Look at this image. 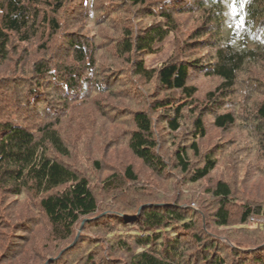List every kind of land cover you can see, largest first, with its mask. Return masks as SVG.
I'll use <instances>...</instances> for the list:
<instances>
[{"label": "trees", "instance_id": "1", "mask_svg": "<svg viewBox=\"0 0 264 264\" xmlns=\"http://www.w3.org/2000/svg\"><path fill=\"white\" fill-rule=\"evenodd\" d=\"M121 11L125 18L116 23L114 13ZM189 18H197V24L188 31ZM171 35V56L147 68L144 56L157 52ZM35 41L37 54L27 59ZM198 49L200 56H188ZM7 62L14 66L0 77L8 88L0 90V187L9 196L33 195L53 237L70 241L82 227H110L101 243L104 259L124 251L131 254L125 264H264V224L254 220L264 215V204L245 200L230 180L200 186L217 169L221 152V147L200 150L207 112H214L219 129L244 124L250 149L264 157V82L248 72L253 66L264 69V0H0V67ZM196 77L218 80L202 102L192 84ZM9 80L25 83L22 96ZM141 82L156 87L152 99ZM121 83L145 104L130 115L131 153L158 176L180 174L177 202L149 207L141 218L118 209L97 215L96 183L69 164L73 151L61 125V115L80 121L91 104L101 115L112 110L102 103ZM127 93L123 97L129 98ZM56 97L60 100H51ZM43 103L46 109L38 110ZM242 107L244 118L238 112ZM52 108L63 111L49 113ZM139 180L128 166L104 178L101 188L127 191L128 183ZM132 189L135 196L144 191ZM252 220L257 227L250 226ZM236 225L245 233L224 234ZM188 246L198 255L191 257ZM90 261L96 263L89 252Z\"/></svg>", "mask_w": 264, "mask_h": 264}, {"label": "rangeland", "instance_id": "2", "mask_svg": "<svg viewBox=\"0 0 264 264\" xmlns=\"http://www.w3.org/2000/svg\"><path fill=\"white\" fill-rule=\"evenodd\" d=\"M124 15V11L116 12L113 18L116 23H119V20H124ZM75 18L79 19L78 16ZM188 21L189 27H187L188 25H185V27L189 31L193 29L194 24H197V18L194 20L189 18ZM85 28L89 33H92L91 28L87 26ZM182 38L184 39V37ZM174 42L175 38L171 35L160 44L157 52L145 55L146 67L157 68L164 64L173 53ZM38 45L37 41L33 43L34 51L29 56L27 55V59L35 57L39 48ZM188 52L189 57L202 54L199 49ZM13 57L16 58L15 55ZM109 61L113 62V60ZM13 66L14 63L12 62L4 63L0 67V77L6 76L7 70L10 71ZM248 72L253 77H258L261 82H264L263 68L253 66ZM248 76V73L243 74V78ZM9 81L10 84H17L20 96H22L25 83L17 80L14 82H12L13 80ZM217 81V79L205 77H196L192 80V84L198 88L200 102L205 100L208 91L215 88ZM123 82H128L127 77L123 79ZM126 83H121L116 88L115 94H105L107 95L105 98L107 102L102 103V106L112 105L113 107H111L112 110L110 111L108 109L103 111V115L100 112H96L92 104L90 105L91 108L89 106V111L80 121L78 118L75 119V117H62L64 115H61L63 134L68 138L73 151L72 160L69 164L76 166L88 176L91 182L96 183L101 209V213L97 214L98 216H105L108 209H118L123 213L125 210L128 213L130 212L127 214L130 218H141L138 215H141L149 207L167 208L170 204L177 202V198L180 197L179 186L176 184L177 181H180V174L170 171L167 175L158 176L157 172L153 173L147 166L142 164L128 148V134L129 130L133 128L130 123L131 112L145 107V104L142 103V99L131 97L127 93L129 88ZM2 85L0 84V90L5 84ZM141 85H143L152 99V92H154L156 87L152 84H144V82H141ZM131 87L133 86L131 85ZM3 88L4 90L8 89L5 86ZM43 92L47 93L48 89L44 88ZM50 92L55 95L54 91ZM124 92L127 93L129 98L123 97ZM239 95L242 96L241 94ZM260 96L262 97L261 94L258 95V97ZM44 97L47 98V96L42 94L40 98ZM51 100L59 101L60 99L56 97ZM45 104H39L38 110L44 111L46 109ZM29 105V107L33 106ZM124 108L130 113L116 114V111H114ZM52 111L60 115L63 110L61 108L49 109V113H52ZM238 112H240V117L244 118V108L242 111L239 109ZM105 113H107L106 116H104ZM235 113L238 114L237 112ZM31 117L34 118V116ZM213 119L214 112L205 113L207 136L200 142V150L205 154L206 152H214L218 147H221V152L217 154L219 164L212 176L202 181L200 186H211L210 184L215 183L218 179L230 180L237 188L239 195L245 200L258 201L260 204H264V157L262 158L256 149H250L252 140L249 137L246 126L242 123H237L234 127L219 129L214 125ZM67 122L70 125H67ZM76 126H80L82 129L78 131ZM159 129L162 128L157 127V133L161 134ZM75 133H77L76 136L74 135ZM164 134L163 132L160 136L163 138ZM173 152L174 148L170 149V153ZM95 161L100 162V168L95 165ZM128 166H132L134 172L140 177L139 183H128L130 187L127 191L116 189L105 191L101 188L104 178L114 172L122 173ZM132 187H138L144 191H141L139 196L135 192V196L133 195ZM195 197L196 199L198 198L194 196L192 199H195ZM35 202L33 195L27 192H23L19 196H9L0 187V264H87V254L89 252L96 259L95 264H102L100 263L102 260L108 262L107 264H125L129 262L131 254L124 251L110 252L109 258L104 259L107 252L103 250L101 243L108 236L110 227L105 230L97 228L95 230L92 229L94 226L86 227L84 222L83 226L85 227H82L84 230L81 229L79 230L80 232L76 230L78 233H75L74 238L70 241L57 240L52 236L48 219L38 210ZM205 208L210 210L206 204ZM203 210L205 213L208 211L206 209ZM257 217L258 219L254 218V220H259L264 224V215ZM254 220H252L250 226L257 227V224L253 225ZM245 229L241 225H236L235 227L227 228L224 234L233 236L236 233L235 230H237V233L241 235L245 233ZM242 231L244 233H241ZM235 236L234 238H236ZM72 244L74 245L72 246ZM261 245H264V243ZM188 247L191 257L198 255V253L194 254L192 246Z\"/></svg>", "mask_w": 264, "mask_h": 264}, {"label": "snow or ice", "instance_id": "3", "mask_svg": "<svg viewBox=\"0 0 264 264\" xmlns=\"http://www.w3.org/2000/svg\"><path fill=\"white\" fill-rule=\"evenodd\" d=\"M232 7L235 9V7H236L235 3H233Z\"/></svg>", "mask_w": 264, "mask_h": 264}, {"label": "water", "instance_id": "4", "mask_svg": "<svg viewBox=\"0 0 264 264\" xmlns=\"http://www.w3.org/2000/svg\"><path fill=\"white\" fill-rule=\"evenodd\" d=\"M74 244H72V246H73ZM71 247V246H70Z\"/></svg>", "mask_w": 264, "mask_h": 264}]
</instances>
